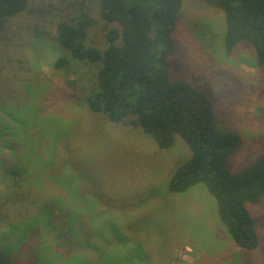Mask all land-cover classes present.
Returning <instances> with one entry per match:
<instances>
[{
	"label": "rangeland",
	"instance_id": "1",
	"mask_svg": "<svg viewBox=\"0 0 264 264\" xmlns=\"http://www.w3.org/2000/svg\"><path fill=\"white\" fill-rule=\"evenodd\" d=\"M99 10V0H30L0 31V254L11 264H120L129 239L137 264H264V200L247 204L260 223L258 247L238 250L202 185L169 192L188 157L179 138L159 150L140 130L90 114L80 97L95 68L74 76L52 67L62 53L49 36L78 11L96 20L87 46L104 47L105 29L115 26ZM223 35L221 10L182 0L170 76L206 94L219 126L238 136L227 160L234 173L264 155V69L253 66L247 44L224 54ZM47 203L70 221L64 210L57 232L33 226L16 241L12 228L23 231Z\"/></svg>",
	"mask_w": 264,
	"mask_h": 264
},
{
	"label": "trees",
	"instance_id": "2",
	"mask_svg": "<svg viewBox=\"0 0 264 264\" xmlns=\"http://www.w3.org/2000/svg\"><path fill=\"white\" fill-rule=\"evenodd\" d=\"M201 1L223 12L224 54L230 56L238 44H247L252 50L253 66L264 69V0ZM99 3L101 21L115 26L105 27L104 47L87 46L89 29L96 20L78 11L74 17L58 21L55 35L49 36L62 53L52 67L74 76L85 66L95 68L93 81L80 97L90 114H102L112 124L140 130L159 150L173 148L179 138L188 157L170 175L169 192L182 194L202 185L215 202L219 220L234 246L241 251L255 250L260 223L250 215L247 204L257 205L264 200V155L231 173L227 160L239 148L238 136L219 126L206 94L170 76L169 58L175 50L174 33L182 0ZM29 6L30 0H0V31ZM61 207L42 205L38 217L26 222L23 231L13 227L10 234L13 238L19 234L20 241L25 234L31 237V227L41 225L57 232L55 218L65 213ZM66 216L65 220L70 221L71 214L67 212ZM124 243L132 247L123 253L120 264L140 262L139 255L135 256L137 244L129 239ZM0 264L11 261L0 254Z\"/></svg>",
	"mask_w": 264,
	"mask_h": 264
}]
</instances>
